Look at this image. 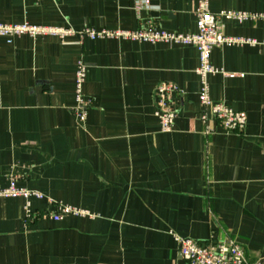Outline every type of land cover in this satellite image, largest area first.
Returning a JSON list of instances; mask_svg holds the SVG:
<instances>
[{"label": "crops", "instance_id": "0c3cea01", "mask_svg": "<svg viewBox=\"0 0 264 264\" xmlns=\"http://www.w3.org/2000/svg\"><path fill=\"white\" fill-rule=\"evenodd\" d=\"M0 0V21L72 27L64 39L0 37V187L37 190L0 197V264H188L176 235L233 239L264 264V0H210V10L248 12L222 20L223 33L255 43L215 47L213 100L247 114L227 132L199 98L191 44L91 39L79 32L196 31L197 0ZM87 65L80 121L76 69ZM177 84V117L161 130L156 88ZM61 204L90 215L51 214Z\"/></svg>", "mask_w": 264, "mask_h": 264}, {"label": "built area", "instance_id": "2783aa9c", "mask_svg": "<svg viewBox=\"0 0 264 264\" xmlns=\"http://www.w3.org/2000/svg\"><path fill=\"white\" fill-rule=\"evenodd\" d=\"M150 0H136L135 7L137 10L149 7ZM196 31L195 32H170L158 29H138L135 31L122 30H96L86 27L79 33L91 39L102 37H123L143 42H173L178 44H191L196 47L199 57V64L196 72L201 80V89L199 98L204 106L201 118L204 122L208 120L209 114L217 120L219 125L227 132H243L247 124V114L243 111H237L225 102L213 100L210 94L208 78L211 74L219 70L211 62V54L215 47L224 44L235 43H255L251 38H234L226 36L223 33L222 20H233L243 22L257 15L248 12L236 10H223L214 13L210 10V0H197L196 6ZM264 16V14H262ZM72 27H51L39 26L23 23H4L0 21V37H4L8 43L13 42L14 38L24 34L36 37L39 35L52 34L61 39L66 36L75 34ZM87 65L79 61L76 69V106L75 110L80 121H85L91 100L86 98L83 93V86L86 79ZM182 90L173 82H162L156 88L157 110L156 115L160 119L161 130L164 132L171 131L174 126L177 110L174 107L172 99L173 94H180ZM0 197H23L27 202L28 218H32V211L29 209L31 198H44V195L37 191L20 187L16 185L15 179L12 178L10 184L6 187H0ZM90 215L88 210L77 208L67 204L58 206V210L51 214L55 220H60L64 215ZM179 243V250L182 257L188 264H263L262 261L249 262L244 248L237 241L227 239L222 241L209 240L201 242L190 237H181L176 235Z\"/></svg>", "mask_w": 264, "mask_h": 264}]
</instances>
